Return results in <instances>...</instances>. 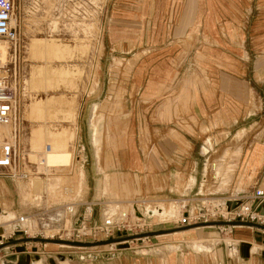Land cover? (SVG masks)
Listing matches in <instances>:
<instances>
[{
	"label": "crops",
	"instance_id": "obj_1",
	"mask_svg": "<svg viewBox=\"0 0 264 264\" xmlns=\"http://www.w3.org/2000/svg\"><path fill=\"white\" fill-rule=\"evenodd\" d=\"M263 40L264 0H111L105 30V55L109 59L107 78L112 82L111 94L115 92L116 84L123 80L127 88L126 100L134 104V107L133 110L122 111L120 106V121L114 132L119 144L102 145V133L96 127L98 122L93 117L96 106L92 111L90 121L93 125L94 173L104 174L97 187L100 195L116 199L120 197L121 190L125 194L129 191V183L133 189L131 195L142 192V185L138 187L137 184L139 178H134L135 175L140 176L141 168L146 170L147 175L143 177L147 176L146 181L151 187L172 188L180 192L182 197L188 196V193L184 192L183 186V191L178 190L177 183H191L190 192L197 190L196 195L203 196L207 182L219 179L221 183L218 191L226 190L229 183L233 182L238 193L233 198H227L226 203L252 193L257 188L264 189V132L263 127L260 128L264 118V95L259 89L263 84L258 79L263 74L264 64L258 55L255 56ZM252 55L255 58L251 68L249 61ZM249 69L255 74L254 79L240 77V72L246 73ZM45 77L43 85L40 84L36 89L62 85ZM74 81L65 79L63 84H74ZM112 97L114 99L112 95L107 96L109 101ZM65 101L73 103L69 107ZM74 101L64 99L63 105V100H58L57 96L40 98L32 103L30 112L32 117L37 118L64 113L70 119L74 113ZM111 115L115 117L117 111H112ZM126 122L128 127L123 129ZM35 130L46 137L37 136ZM66 130L69 148L73 131L69 128ZM51 131L43 125L34 128L31 134H35L31 136L32 146L46 147L47 150V146L51 145L50 151H53L54 141L57 145L60 142L52 138ZM250 132V141L243 143V138ZM96 133H99L98 145L94 143ZM139 143L144 151L143 159ZM76 145L78 149L79 144ZM105 146L108 149L110 146V149L104 154ZM230 148L234 149L237 163L228 158ZM24 151L29 162L37 166L36 172L28 170L31 176L27 182L18 183L22 202H41L46 199L48 203L51 201L66 205L73 203L69 200L79 198L88 189L83 164L78 165L76 161L71 168L73 171H69L64 167L49 166L46 163L49 151L46 157L41 150ZM219 151L221 153L217 156ZM71 154L72 158L67 165L73 160L74 154ZM240 156L241 160L238 159ZM7 177H0V208H3L2 213L16 215L13 187ZM32 177L42 179V187L41 183L37 184L43 190L41 193L29 187ZM17 178L12 177L14 180ZM131 195L122 196L121 200H112L108 206H123ZM212 201L217 202L215 199ZM91 204L94 206V202ZM134 207L133 213L136 214ZM106 211L102 215L105 216ZM147 217L150 216L144 219ZM103 220L101 217L100 222ZM30 223L33 226L32 220ZM213 233L206 226L165 233L159 235V239L148 238L151 241L149 244L147 240H137L104 257L93 256L90 259L82 256L80 260L72 255H54L60 251L56 243H51L43 251L39 248L16 251L14 260L9 262L234 264L244 260L242 264H258L259 253H264L263 229L233 226L230 233L237 241L235 247L238 254L235 257L229 253L228 243L225 244L226 248L223 246L216 249L217 238L213 237ZM194 241H203L205 249L195 250L189 244ZM255 246L259 247L257 251H254Z\"/></svg>",
	"mask_w": 264,
	"mask_h": 264
},
{
	"label": "rangeland",
	"instance_id": "obj_2",
	"mask_svg": "<svg viewBox=\"0 0 264 264\" xmlns=\"http://www.w3.org/2000/svg\"><path fill=\"white\" fill-rule=\"evenodd\" d=\"M111 0H16V10L14 15L13 24L16 25L17 30L19 32V40L16 44V53L14 56L15 43L8 42L5 38L0 37V47L5 48V52L8 56V61L16 57L14 60L17 61V65L20 68L21 79L18 82V97H19V124H20V144L22 150H26L29 152L39 151L41 150L46 157L47 150L45 147H33L31 144V134L34 128L40 127L41 125L47 126L52 130H60L63 128H69L73 131V136L69 140V149L73 152L74 157L69 166L64 167L66 170L73 171L72 166L77 161L78 165H84V169L86 171L87 184L88 189L83 192V194L79 198L70 199V205L74 206V210L71 212L67 209L68 205H63L65 203H56L51 202L48 203L46 199L41 202L38 201H21V194L18 188L19 181L27 182L31 173L28 171L29 169L32 172H36V164L29 162V159L23 162L22 170L28 173V176L17 179H12L11 176L9 178L6 176L4 170L0 169V177H4L9 180L10 185L13 187V196L16 202L17 209L15 214H2L3 208H0V231L2 230H11L13 229V225L15 223V219L20 215H26L33 221V232L37 233L40 230V225L38 223V213L40 211H46L48 215H56V213H60V220L55 222L52 228L48 231L43 232L48 238L47 239H64L69 241L76 242H97L103 240H109L113 238L120 237L127 233L126 231L116 232L114 237L105 238L100 236L97 239L92 240H76L74 236H72V230L78 226L79 215L85 211L86 206L91 202H94L93 206V220H98L100 222L101 217L103 219L113 218L116 215H119V218L129 219V222H136L138 218L144 219L145 217L138 216L133 213V207L135 204L140 205H149V204H157L160 206H165L167 209H171L172 205L176 206L175 214L171 216H153L149 215L147 217V223L150 225L148 231L154 230H163L167 228L178 227L177 220L182 217L183 213L188 212L191 218L192 224L203 222L204 219L208 218V221L214 220H228L233 215H226V219L221 215L228 214L226 209V199L233 198V196L237 195L236 188L233 187V182L229 183L228 188L226 190L218 191V187L221 183L219 179H216L213 182L206 183V189L203 196L196 195V191L190 192L191 183L180 184L177 183V188L180 191L182 190V186L184 187V192L188 196H181L180 192L175 191L170 188V190L164 189L161 187L153 188L151 184L146 181V178L143 177L147 175V172L144 168L140 169V176L134 178L138 179V187L142 185L140 193L134 195L131 193L133 189L131 184L129 183V191L125 194L123 190L120 191V197L113 199L111 196L100 195V191L98 190V185L100 179L104 174H95V156H94V147L92 144V130L93 125L91 123V114L95 108L94 119L97 120L96 127L102 133V145L104 143L111 144L116 143L118 137L114 136V132L118 129V121H120L121 115V107L122 111H130L133 110L134 104H130L126 100L127 88L123 85L124 82L119 81L116 84L115 92L111 94V85L112 82L108 80L107 75V64L109 63L108 55H105V30H106V19L109 10ZM253 24V23H252ZM250 24V27L251 25ZM34 38H58L62 39L63 42L68 43L70 45H80L86 47L85 54L80 53L78 57L75 59H57L51 58L45 61L44 59H35L32 57L31 53V42ZM77 38V39H75ZM82 38V39H81ZM85 40H84V39ZM79 39V40H78ZM81 39V40H80ZM7 41V42H6ZM83 41V42H82ZM81 42V43H80ZM87 43V45H86ZM88 46V47H87ZM250 47V44H249ZM88 48V49H87ZM262 48V49H261ZM259 52L255 56L258 55V58L263 61L264 64V40L262 46L260 45L258 48ZM87 50V52H86ZM13 51V52H12ZM11 54H13L11 56ZM252 55L249 61V64L252 68L254 63L255 56ZM33 58V59H32ZM53 59V60H52ZM68 60V61H67ZM9 61V62H14ZM34 65V66H33ZM52 65L53 67L60 68L61 66L70 67L71 69L81 71V76L78 73L75 78L74 84H62L60 86H56L54 88H40L34 89L31 83L32 70L34 67ZM73 67H72V66ZM77 65V66H76ZM78 68V69H77ZM240 77H249L253 78L255 74L251 69H249L246 73L240 72ZM122 76V73H121ZM80 77V78H79ZM258 79L262 82L260 92L264 95V71L262 76L258 77ZM101 80V81H100ZM111 82V83H110ZM100 83V85H99ZM108 95L114 96L109 101L107 98ZM49 96H57L58 99L65 100H75L74 101V113L72 118H66L64 113H60L57 116L46 115L44 118L40 119L37 117H32L30 112V107L32 103L40 98L46 99ZM62 97V98H61ZM115 107L113 104L118 102ZM96 102V103H94ZM113 106V110H112ZM121 106V107H120ZM140 106V104H139ZM138 104L136 105V108ZM143 108V104H141V109ZM112 111H117V115L113 117ZM142 111V110H140ZM117 127V128H115ZM128 127V122L125 123L123 129ZM263 127L264 132V118L260 125V128ZM120 129V128H119ZM0 130H4L7 132H11L10 126H0ZM255 131V130H253ZM252 131V132H253ZM98 134L96 133L94 136V143L96 145L99 144ZM11 136V135H10ZM251 138V132L248 135H245L243 138V143H248ZM246 143V144H247ZM78 149H77V145ZM244 144V146L246 145ZM119 146V145H118ZM142 145L139 143V147L141 149V159L144 158V151L141 147ZM76 147V148H75ZM231 147V146H230ZM102 148V147H101ZM77 151H76V150ZM110 149V146H109ZM108 146L104 147L103 153L107 152ZM232 148L229 149V159L231 158L236 163L238 162L237 157L234 156ZM146 152L148 151V147H146ZM148 153V152H147ZM220 151L216 154L219 156ZM76 155V158H75ZM26 157V156H25ZM32 157V156H31ZM44 157V162H45ZM35 158V157H32ZM216 158V157H215ZM241 156L238 158L241 160ZM218 162V161H217ZM46 164V163H45ZM58 168V167H57ZM119 169V168H116ZM134 170V169H133ZM264 172V170H263ZM14 178V177H13ZM82 179H84V173L82 172ZM42 182V179L38 177H32L29 182V187L32 188L35 192L41 193L43 190L39 189L37 183ZM42 185V183H41ZM263 189V187H262ZM250 192V191H249ZM119 194V192H117ZM250 194V193H248ZM127 202L124 203L123 206H108V203L112 200H121L122 196H129ZM94 199V201H93ZM174 199V200H172ZM177 199V200H175ZM213 199L217 200V202L212 201ZM108 206V207H107ZM155 206V205H150ZM107 208V211H106ZM6 209V208H5ZM135 209V208H134ZM228 209L230 210L229 206ZM234 209V208H231ZM204 210V211H202ZM208 210V214L205 217H200V214L205 213ZM76 211V213H73ZM106 211V215H102L103 212ZM129 212V213H128ZM136 212V211H135ZM177 212V213H176ZM225 212V213H224ZM108 213V214H107ZM128 214V215H127ZM5 216V217H2ZM128 217V218H127ZM5 218V219H4ZM115 218V217H114ZM199 219V220H198ZM231 220H241L230 218ZM2 220V221H1ZM69 220V222H68ZM205 227V226H204ZM209 230H213V237L217 238L216 249L219 247L226 248V243H228L230 254L235 257L238 254L237 248H231L229 243L232 242L234 245L237 243L236 239L232 233H230V229L225 230L223 226L210 225L206 226ZM228 227V226H227ZM61 230L59 233L58 230ZM221 229H224L223 232ZM12 233H7V236ZM56 233L54 238H50L52 234ZM127 235V234H126ZM159 235L150 236L151 240H155L154 238H161ZM61 236V237H60ZM125 236V235H123ZM23 238H44L42 236H26L21 233H16L14 236L6 240L4 243L10 241H14L17 239ZM142 240V239H139ZM146 243H150L149 239H146ZM137 242V239L124 241L115 243L114 245L106 244L100 246H78L71 245L70 247H63L56 243L57 248H59L58 253L54 254L56 256H74L78 260L83 258H90L93 256L104 257L107 253H111L117 251L118 248H123L126 246H130V242ZM141 242V241H140ZM198 241H194L193 243H189L193 245L195 250L205 249L203 243H200L199 247H196ZM0 244V245H2ZM16 244H20V246H14ZM23 244V245H21ZM51 242H39V241H27V242H19L15 244L5 245L0 249V264H3L5 260L12 261L14 260L15 252L19 250H28V249H40L47 250L51 245ZM201 247V248H200ZM207 247V246H206ZM199 248V249H198ZM207 249V248H206ZM259 249L258 246L254 247V251ZM264 250V247H262ZM259 262L258 264H264V253H259ZM239 257V256H238ZM241 260V259H240ZM245 263L244 260L241 261ZM235 262L234 264H242ZM15 264H17L15 262Z\"/></svg>",
	"mask_w": 264,
	"mask_h": 264
},
{
	"label": "built area",
	"instance_id": "obj_3",
	"mask_svg": "<svg viewBox=\"0 0 264 264\" xmlns=\"http://www.w3.org/2000/svg\"><path fill=\"white\" fill-rule=\"evenodd\" d=\"M16 10V0H0V37L5 38L8 42L15 43L14 56L16 53V44L19 40V32L14 22V15ZM13 52V51H12ZM11 54V56L13 55ZM16 57L11 58L9 61H14ZM0 62V126H10L11 136L0 133V169L4 170L7 176L11 177H26L28 173L22 170L23 162L26 160L25 155H22V148L18 139L20 134V124L18 117L19 110V97H18V82L21 79L20 68L17 65V61ZM231 201H238L239 204L234 209H228L226 203V211L228 214L221 215L226 219V215H233L230 218L249 220L253 222H259L264 224V214L261 212L264 204V189L257 188L250 194L238 196ZM71 212L73 211L70 210ZM73 213H76L74 211ZM40 230L37 233L32 234L34 228L29 221V217L26 215H20L15 219L12 233L7 236L0 231V244L14 236L16 233H21L26 236H44L43 232L52 228L55 222H58L60 213L56 215H48L46 211H40L38 213ZM208 214V210L200 217H205ZM128 218V217H127ZM228 220H231V219ZM198 219V220H199ZM206 218L204 221H208ZM79 224L72 230V236L76 240H92L97 239L100 236L105 238H111L115 236L116 232L126 231L127 235L139 234L148 231L150 225L146 222V219L138 218L136 222H129V219H116L106 218L102 223L95 222L93 220V204H88L85 211L78 218ZM191 218L185 216L177 220L178 226L191 224ZM225 230L232 229L233 226H223ZM61 230L59 229L57 233ZM56 233L52 234L50 238H54ZM61 237V236H60ZM147 238H142L146 240ZM139 240V239H137Z\"/></svg>",
	"mask_w": 264,
	"mask_h": 264
},
{
	"label": "bare ground",
	"instance_id": "obj_4",
	"mask_svg": "<svg viewBox=\"0 0 264 264\" xmlns=\"http://www.w3.org/2000/svg\"><path fill=\"white\" fill-rule=\"evenodd\" d=\"M77 39V38H75ZM82 39V38H81ZM80 39V40H81ZM84 39V38H83ZM79 40V39H78ZM85 40V39H84ZM7 42V41H6ZM83 42V41H82ZM81 43V42H80ZM87 45V43H86ZM88 47V46H87ZM30 48H31V53H32V57L35 58V59H44V60H47V62H49L48 60L50 59L51 61V58H55V60L57 59H75L76 57L79 56L80 53H83L86 49V47L84 46H80V45H70L68 43H65L62 41V39H58V38H34L31 42V45H30ZM88 49V48H87ZM87 52V50H86ZM85 54V52H84ZM81 56V55H80ZM79 56V57H80ZM8 56L5 52V48L3 47H0V62H5L7 61L8 59ZM32 58V59H33ZM53 60V59H52ZM68 61V60H67ZM34 66V65H33ZM72 66V65H71ZM77 66V65H76ZM73 67V66H72ZM78 69V68H77ZM78 73L80 74L81 71L79 72V70H75V69H71L69 66L66 67V66H61L60 68H57V67H53L52 65H47L46 67L44 66H38V67H34L33 70H32V77H31V83L33 85V87L36 89V88H39L40 87V84L43 85L44 83V78H46L45 76H47L48 80L49 81H53V83L57 82L59 85L60 84H63L65 79H68V80H74L75 78H77L76 76L78 75ZM81 76V74H80ZM80 78V77H79ZM75 83V81L73 82ZM46 86V85H44ZM57 86V85H56ZM45 90V88H44ZM62 98V97H61ZM54 99V98H53ZM58 99V97H57ZM56 100V98H55ZM59 100V99H58ZM61 100V99H60ZM63 100V105H64V99ZM68 101H71V100H68ZM61 102V101H59ZM52 103V102H51ZM57 103V101H56ZM65 103H67L65 101ZM70 103V102H69ZM73 101L70 103L72 104ZM68 104V103H67ZM70 104L69 107H70ZM47 107L48 104H46ZM53 105V104H50V106ZM59 106V105H58ZM74 106V105H73ZM54 107V105H53ZM72 107V105H71ZM64 108V107H63ZM62 108V110H63ZM53 109V108H52ZM70 109V108H69ZM69 109H65V110H68L70 111ZM73 109V108H72ZM71 109V110H72ZM61 110V111H62ZM46 111V110H45ZM44 111V112H45ZM48 111V110H47ZM46 111V113H47ZM53 111V110H51ZM49 112V111H48ZM71 112V111H70ZM73 112V111H72ZM33 114V113H32ZM43 114V112H42ZM49 114V113H48ZM67 114V113H66ZM44 115V114H43ZM51 115V114H49ZM48 115V116H49ZM33 116V115H32ZM45 116V115H44ZM39 117V115H38ZM41 117V116H40ZM39 117V118H40ZM50 117V116H49ZM42 118V117H41ZM47 127V126H46ZM48 128V127H47ZM68 129V128H67ZM39 130V129H38ZM36 131V130H35ZM42 131V129H41ZM37 132V131H36ZM35 132V133H36ZM40 132V131H39ZM0 133L1 134H5L7 136H10L11 135V132H7V131H4V130H0ZM47 133V132H45ZM49 133V132H48ZM20 135V134H19ZM35 135V134H33ZM33 135H31L33 137ZM37 136L41 137L44 136L41 133H38L37 132ZM51 136L52 138L54 139H57L58 142H60L59 144L60 145H57L54 141L53 145V151H50L52 150V147L51 145H48L47 146V151L48 154H47V158H46V163L49 165V166H54V167H66V166H56V165H67L69 164L71 158H72V154L67 146V130L66 128L63 129H60V130H52L51 131ZM50 136V137H51ZM46 137V135L44 136ZM49 138V137H48ZM18 139H19V142H20V136H18ZM42 140V139H41ZM46 140V139H45ZM52 140V139H50ZM39 141V140H38ZM48 141V139H47ZM46 141V142H47ZM48 143V142H47ZM36 144V143H35ZM50 144V143H49ZM21 145V144H20ZM41 145V144H40ZM43 145H46V144H43ZM22 147V146H21ZM35 147V145H34ZM46 148V147H45ZM58 148L60 150H58ZM22 155H25L27 156L26 152L24 151V149L22 150ZM74 157V156H73ZM69 166V165H67ZM17 178V177H15ZM38 184V183H37ZM39 185H40V182H39ZM42 187V185H41ZM40 189V188H39ZM38 199V197L36 198ZM215 202V201H214ZM71 203H68L66 205L67 206V209L68 210H74V206L73 205H70ZM135 211H136V215L138 216H141V217H146V216H149V215H153L154 217L155 216H171L173 214H175V210H176V206L175 205H172L171 209H167L165 206H160V205H155V206H150V205H145V206H141V205H135ZM177 213V212H176ZM187 213V212H186ZM108 214V213H107ZM1 215H5V213H2ZM2 217H5V216H2ZM1 219V217H0ZM5 219V218H4ZM116 219H120L119 217H117ZM31 219L29 218V221ZM2 221V220H1ZM15 221V220H14ZM1 223V222H0ZM192 224V223H191ZM194 224V223H193ZM197 224V223H195ZM180 227V226H178ZM202 227V226H201ZM201 227H192V228H189V229H185V230H177V231H174L172 233H176V232H181V231H187V230H191V229H196V228H201ZM4 234H7L9 232L12 231L11 230H2ZM203 242V241H202ZM202 242H198L196 244V247H199L200 243ZM58 244H61V245H69V244H66V243H58ZM115 243H112L111 245H114ZM230 247L231 248H235V245L234 243L230 242L229 243ZM71 246V245H69ZM201 248V247H200ZM199 249V248H198ZM3 264H11V262L5 260L3 262Z\"/></svg>",
	"mask_w": 264,
	"mask_h": 264
},
{
	"label": "water",
	"instance_id": "obj_5",
	"mask_svg": "<svg viewBox=\"0 0 264 264\" xmlns=\"http://www.w3.org/2000/svg\"><path fill=\"white\" fill-rule=\"evenodd\" d=\"M239 204L238 201H229L227 205L229 208H235ZM261 212L264 214V208H260ZM204 211V210H202ZM185 216H189V213H184ZM210 225H216V226H251V227H257L264 230V224L259 222H253L249 220H214V221H203L199 222L197 224H187L180 227H173V228H167L163 230H154L150 232H143L139 234H132V235H125L120 236L117 238L109 239V240H103V241H97V242H76V241H69L64 239H47V238H23V239H17L14 241L7 242L5 244L0 245V249L3 248L5 245L15 244L19 242H27V241H39V242H51V243H66L71 245H78V246H100V245H106V244H112V243H119L124 241H130L135 239H142L147 238L150 236L158 235V234H165V233H172L177 230H185L192 227H204V226H210Z\"/></svg>",
	"mask_w": 264,
	"mask_h": 264
}]
</instances>
